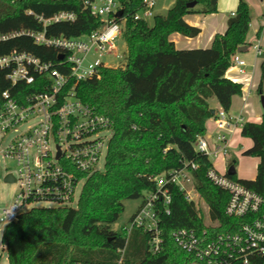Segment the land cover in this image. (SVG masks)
<instances>
[{"label":"trees","instance_id":"16d2710c","mask_svg":"<svg viewBox=\"0 0 264 264\" xmlns=\"http://www.w3.org/2000/svg\"><path fill=\"white\" fill-rule=\"evenodd\" d=\"M122 27L126 46L125 63L117 68L102 67L90 79L73 86L76 97L112 123L104 169L87 176L75 207H33L8 224L2 235L7 264H99L112 263L122 234L112 229L127 200H142L156 190L155 179L173 170L186 169L192 184L206 205L215 232L229 230L234 221L224 215L228 201L225 189L207 178L211 161L194 149L204 136L205 124L217 109L228 112L242 86L225 78L231 58L246 46L251 22L250 8L238 0L222 35H216L207 49H176L172 34L194 38L200 30L184 17L217 12L218 0H176L164 15L134 20L142 0H121ZM196 1L192 8L187 3ZM199 6V7H197ZM73 12V22L46 26L48 37L79 38L104 26V20L90 14L83 0H0V35L19 31L42 32L36 17L45 19L59 12ZM259 30L257 37L260 35ZM25 52L58 67V51L40 46L25 36L0 43V55ZM59 69V67H58ZM256 93L264 95V60L260 62ZM6 83L2 90L7 89ZM213 111V113H212ZM240 136L251 141L243 156L258 159L254 180L237 179L245 187L264 194V115L259 123L247 122ZM192 165L196 168L193 169ZM234 167V161L229 167ZM170 214L161 217L164 251L152 257L141 244L143 232L133 230L128 244V264H187L188 256L172 240L178 229L206 227L204 212L186 200L179 187L170 188Z\"/></svg>","mask_w":264,"mask_h":264},{"label":"built area","instance_id":"2783aa9c","mask_svg":"<svg viewBox=\"0 0 264 264\" xmlns=\"http://www.w3.org/2000/svg\"><path fill=\"white\" fill-rule=\"evenodd\" d=\"M157 1L142 0L134 20L152 19L156 15ZM83 6L105 22L102 28L87 36L56 38L46 35V26L75 20L73 12L65 11L47 19L36 17L43 26L42 32L0 35V43L25 35L35 44L55 49L59 67L30 53L0 55V135L16 134L0 152V172L4 177L10 175L11 184H15L12 202L0 209L1 235L8 224L29 210H25L26 207L37 202H51L54 207H75L87 176L104 169L113 135L112 123L83 104L76 97L73 86L106 67L103 57L114 54L116 59H121L115 43L122 27L115 21V14L122 10L120 20L123 21L124 10L121 0H83ZM261 25L264 27V16ZM254 50L256 56L264 55V48L256 45ZM245 69L246 64L236 53L226 73L235 70L244 76ZM3 83L10 87L2 90ZM213 121L216 128L213 140L208 142L204 136H199L193 146L210 161L224 160L232 132L240 131L249 120L242 112L229 114L219 109ZM224 165L222 174L212 166L206 175L228 193L224 215L234 221L229 230L215 232L218 225L211 222L200 231L175 230L172 240L188 256L187 264H264V194L229 178L226 174L229 164ZM192 168L196 167L192 165ZM155 182L156 190L144 195L129 227L119 232L123 245L117 248L116 258L109 264H128L131 252L128 253L127 247L133 230L143 232L141 244L146 246L150 256H160L164 251L161 217L170 214V188L179 187L189 202L195 203L198 197L186 169L173 170L156 178ZM187 185L194 192V198ZM3 252L6 251L0 238V258Z\"/></svg>","mask_w":264,"mask_h":264},{"label":"rangeland","instance_id":"374dc122","mask_svg":"<svg viewBox=\"0 0 264 264\" xmlns=\"http://www.w3.org/2000/svg\"><path fill=\"white\" fill-rule=\"evenodd\" d=\"M176 0H158L157 5L154 8V13L156 15H164L166 12L173 6ZM229 0H220L218 3V10H225L227 7V2ZM255 3L257 0H252ZM259 1V0H258ZM199 7V6H197ZM257 14V10L255 8H252L250 11L251 20H255V16ZM149 24H152V19L149 20ZM249 32L247 33V41L251 43V46H249L247 52L239 53V57L243 60H245L246 66L252 64L254 61L258 62L260 59L264 58V55L255 56V50L254 45L256 44L254 31H253V25H249ZM178 38H182L178 34H172L170 36V40L174 41ZM184 40V39H183ZM116 47V53L121 56V59H116L115 55H108L102 58V61L104 62L105 66L108 68H117L125 63V53H126V46L125 42L123 40V36L119 37V39L115 43ZM248 67V66H247ZM252 99L255 101L256 106V114L261 115L262 109L260 106V103L258 101L259 95L253 91ZM16 134H13L12 132L9 133L6 136L0 135V152L7 147L11 139ZM237 139L236 132L233 135ZM232 139V138H231ZM251 147V141L247 138H242L237 140L235 145L228 149V152L226 153L225 159L222 160L221 158H216L211 161L212 165L216 169V171L220 174L224 172V163L230 164L234 161V168H235V177L237 179L241 180H254L256 176V166L258 164V159L255 157H249V156H243L242 152L246 151ZM1 161V159H0ZM4 174L3 172H0V209L8 206L13 198H14V187L15 184L11 183H5L3 181ZM187 189L191 190L190 185H187ZM192 197L194 198V192L191 190ZM140 199L138 200H127L124 202V211L120 215L118 221L111 225L112 229L117 232H122L124 229H127L129 227L130 219L135 214V212L138 210V208L141 205ZM195 204L198 206L201 212H204V219L206 226H209L211 224L210 220L207 216V209L205 203L202 201V199L199 197L196 198ZM55 205L51 202L41 201L37 202L34 205L26 207L25 210L30 209L31 207H54ZM3 229V222L0 221V238H1V232ZM0 264H7V255L6 252L2 253V256L0 258Z\"/></svg>","mask_w":264,"mask_h":264},{"label":"crops","instance_id":"0c3cea01","mask_svg":"<svg viewBox=\"0 0 264 264\" xmlns=\"http://www.w3.org/2000/svg\"><path fill=\"white\" fill-rule=\"evenodd\" d=\"M219 1L220 0H218L217 2V12L214 14H210V15L192 14L184 17V20L188 25L199 28L200 32L194 38H187L180 35L182 38H178L177 40L172 41L176 49L179 50L207 49L211 46L212 40L216 35H222L225 32L227 27V19L234 13L238 0H229L227 2V7L225 8V10H218V3H220ZM245 1L249 6L250 11L252 8H255L257 10L255 20L253 19L250 22V26L253 25V31L256 40V44L254 46L258 45L261 48H264V27H262L261 25V18L262 16H264V2H262L261 0L259 1L257 0L256 3L252 0H245ZM259 30H261L260 35L259 37H257V32ZM246 43L247 45L243 46L244 47L243 52H247L249 46H251V43L247 41V39H246ZM238 54L239 53H237V55ZM241 60L244 61L245 63V60L243 59ZM262 60H264V58L260 59L258 62L254 61L252 64L247 65L248 67L246 66L245 69L246 75L244 76L239 75L235 70L225 73V78H227L228 80L234 83H239L242 85L241 94L239 96L233 97L231 108L228 111V113L237 114L239 112H242L244 117L247 120H249V122H253V123H259L262 117V114L257 115L255 113L256 104L254 99H252L253 91L256 92V88L260 80L259 65ZM244 80H246V83H244L245 82ZM262 89H264V85H262ZM258 101L260 103V96ZM211 106L217 110L220 109V107L217 105V103L214 100L211 101ZM205 129L206 132L204 134V138L208 142H211L213 140L216 130L213 119H210L206 122ZM235 132L237 135V139L236 137L233 136ZM235 132H232V135L229 140L231 148L235 145L237 140L242 139V137L240 136V131H235Z\"/></svg>","mask_w":264,"mask_h":264},{"label":"water","instance_id":"95a60500","mask_svg":"<svg viewBox=\"0 0 264 264\" xmlns=\"http://www.w3.org/2000/svg\"><path fill=\"white\" fill-rule=\"evenodd\" d=\"M186 5H187L188 8H192V7H194L196 5V1H191V2L187 3ZM121 16H122V10L118 11L115 14V18H117V19H120ZM243 49H244V47L238 48L237 49V53H242L243 52ZM59 59H62V56H60ZM260 106H261V109H262V115H264V95H261L260 96ZM212 113H213V111H212ZM226 174L228 176L235 175V168L233 166H230L228 168ZM3 181L5 183H11V182H13V179H12V177L10 175H8V176H5L3 178Z\"/></svg>","mask_w":264,"mask_h":264}]
</instances>
